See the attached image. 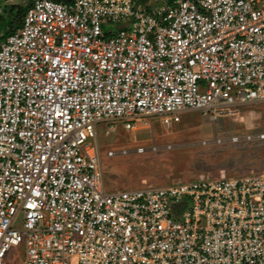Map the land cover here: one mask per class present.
<instances>
[{
  "label": "built area",
  "instance_id": "2783aa9c",
  "mask_svg": "<svg viewBox=\"0 0 264 264\" xmlns=\"http://www.w3.org/2000/svg\"><path fill=\"white\" fill-rule=\"evenodd\" d=\"M261 101L264 0H33L0 44V264H264V170L108 192L97 129Z\"/></svg>",
  "mask_w": 264,
  "mask_h": 264
},
{
  "label": "rangeland",
  "instance_id": "374dc122",
  "mask_svg": "<svg viewBox=\"0 0 264 264\" xmlns=\"http://www.w3.org/2000/svg\"><path fill=\"white\" fill-rule=\"evenodd\" d=\"M142 4H164L171 0H139ZM31 0H0V16L12 6L24 7ZM4 29L7 28L3 26ZM3 31H0V37ZM1 42V40H0ZM216 119L201 111L181 114V121L165 128L158 118L149 119V127L136 132L105 133L98 125V141L108 192L142 187H165L192 182L225 173L229 176L255 174L264 170V140L244 141L243 137L264 135V101L237 105L221 112ZM241 136L239 143L230 138ZM221 142H218V140ZM155 144L158 150L136 154L134 147ZM125 148L128 155L108 157L107 151ZM21 226V217L18 226ZM25 248L12 249L7 264H21Z\"/></svg>",
  "mask_w": 264,
  "mask_h": 264
},
{
  "label": "trees",
  "instance_id": "16d2710c",
  "mask_svg": "<svg viewBox=\"0 0 264 264\" xmlns=\"http://www.w3.org/2000/svg\"><path fill=\"white\" fill-rule=\"evenodd\" d=\"M57 1L70 2L72 0ZM32 2L33 0H31V2L24 7L12 6L11 8H7L6 14L0 16V31H3V34L0 37V44L21 26L23 18ZM3 26H6L7 28L4 29Z\"/></svg>",
  "mask_w": 264,
  "mask_h": 264
}]
</instances>
